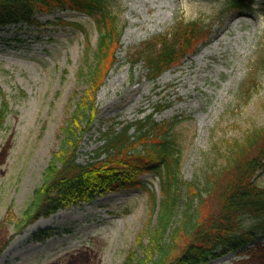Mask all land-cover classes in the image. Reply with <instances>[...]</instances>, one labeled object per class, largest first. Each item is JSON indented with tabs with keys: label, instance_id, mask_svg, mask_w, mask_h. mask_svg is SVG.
<instances>
[{
	"label": "rangeland",
	"instance_id": "obj_1",
	"mask_svg": "<svg viewBox=\"0 0 264 264\" xmlns=\"http://www.w3.org/2000/svg\"><path fill=\"white\" fill-rule=\"evenodd\" d=\"M106 1L122 29L117 63L96 93L98 114L83 136L77 162L94 155L110 128L155 112V121L176 122L171 137L179 154V179L203 187L224 161V142L264 125V0H236L245 7L231 0ZM179 19L205 27L203 43L150 82L142 63H128V50L169 32ZM35 21L32 26H0V108L5 114L0 223L8 208L14 214L6 224V238L12 239L0 264H127L141 256L142 234L156 223L161 196L153 173L136 174L135 187L98 194L89 203L21 225L58 149L61 128L90 89L88 71L98 39L93 18L81 12L52 10L37 13ZM247 78L253 90L240 97ZM255 181L264 187V169ZM183 193L185 187L180 188L182 198ZM207 198L212 199L207 208L216 212V198ZM202 264H264V234L242 251Z\"/></svg>",
	"mask_w": 264,
	"mask_h": 264
},
{
	"label": "trees",
	"instance_id": "obj_2",
	"mask_svg": "<svg viewBox=\"0 0 264 264\" xmlns=\"http://www.w3.org/2000/svg\"><path fill=\"white\" fill-rule=\"evenodd\" d=\"M231 1L235 7L243 5ZM66 9L93 18L98 31L94 63L88 71L90 89L75 102L61 128L58 149L43 183L33 192L21 225L70 205L89 203L98 194L135 187V175L148 172L159 178L156 223L142 234L138 243L141 256L127 264H202L253 245L257 235L264 234V187L255 181L258 171L264 169V125L247 130L240 139L224 142V161L203 187L179 179V154L171 137L176 122L155 121V112L119 129L110 128L102 134L103 143L94 155L84 163L77 162L83 136L98 114L96 93L117 63L122 29L116 16L108 10L106 0H0V26H32L37 13ZM204 29L198 21L179 19L169 32L130 47L127 61L130 65L142 63L148 80L155 82L188 54H195L203 43ZM250 81L247 78L242 83L240 97L253 90ZM154 110L158 112L159 107ZM4 116L1 107L0 127ZM181 187H185L183 198ZM210 195L216 198V212L207 208L212 205V199L207 198ZM149 199L153 211L156 198L152 192ZM7 211L0 223V255L12 239L6 238V224L14 214L10 208Z\"/></svg>",
	"mask_w": 264,
	"mask_h": 264
},
{
	"label": "bare ground",
	"instance_id": "obj_3",
	"mask_svg": "<svg viewBox=\"0 0 264 264\" xmlns=\"http://www.w3.org/2000/svg\"><path fill=\"white\" fill-rule=\"evenodd\" d=\"M218 38V35L216 36V39Z\"/></svg>",
	"mask_w": 264,
	"mask_h": 264
},
{
	"label": "flooded vegetation",
	"instance_id": "obj_4",
	"mask_svg": "<svg viewBox=\"0 0 264 264\" xmlns=\"http://www.w3.org/2000/svg\"><path fill=\"white\" fill-rule=\"evenodd\" d=\"M2 254H3V253H2ZM2 254H1V255H2ZM1 255H0V257H1Z\"/></svg>",
	"mask_w": 264,
	"mask_h": 264
}]
</instances>
